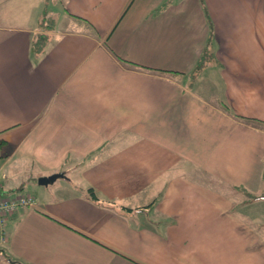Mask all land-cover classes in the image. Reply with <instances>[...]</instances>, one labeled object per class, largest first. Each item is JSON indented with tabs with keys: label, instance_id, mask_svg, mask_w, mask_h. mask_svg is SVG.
I'll use <instances>...</instances> for the list:
<instances>
[{
	"label": "crops",
	"instance_id": "obj_1",
	"mask_svg": "<svg viewBox=\"0 0 264 264\" xmlns=\"http://www.w3.org/2000/svg\"><path fill=\"white\" fill-rule=\"evenodd\" d=\"M63 3L0 23V168L65 173L0 264H264V0Z\"/></svg>",
	"mask_w": 264,
	"mask_h": 264
},
{
	"label": "rangeland",
	"instance_id": "obj_2",
	"mask_svg": "<svg viewBox=\"0 0 264 264\" xmlns=\"http://www.w3.org/2000/svg\"><path fill=\"white\" fill-rule=\"evenodd\" d=\"M63 10V0H0V23L32 26V23L36 22L37 25L39 23L40 26H58L64 15ZM187 78H189V75ZM204 78L207 83L212 79L211 77ZM0 152L5 154L7 152V147L4 145L0 147ZM12 157L13 159L16 157L22 158V149H17L16 155ZM16 169L17 171H13L11 167L6 168V166L0 168V181L3 182L6 187H8L7 180L13 182L19 180L20 183L25 181L27 184H25L24 188L31 191L38 187H43L42 184L33 179L36 173L27 171L24 167L16 166ZM61 181L64 180L60 177L58 182ZM259 239L262 242L264 237H259Z\"/></svg>",
	"mask_w": 264,
	"mask_h": 264
},
{
	"label": "built area",
	"instance_id": "obj_3",
	"mask_svg": "<svg viewBox=\"0 0 264 264\" xmlns=\"http://www.w3.org/2000/svg\"><path fill=\"white\" fill-rule=\"evenodd\" d=\"M36 197L31 193L18 194L16 196L6 195L0 185V245H5L8 240L9 216L22 205H34Z\"/></svg>",
	"mask_w": 264,
	"mask_h": 264
},
{
	"label": "trees",
	"instance_id": "obj_4",
	"mask_svg": "<svg viewBox=\"0 0 264 264\" xmlns=\"http://www.w3.org/2000/svg\"><path fill=\"white\" fill-rule=\"evenodd\" d=\"M50 29H53L54 26H47ZM36 38L33 39L32 41V51L38 55H41L47 48L48 46V33H39L38 35L35 36ZM226 107L229 108L228 104H225ZM250 119V118H248ZM88 193L91 195L93 199H99V195L96 193L95 188L90 186L88 188ZM70 226V225H68ZM76 229V228H74ZM78 230V229H76ZM93 238V237H92ZM98 241V240H97ZM100 242V241H99ZM102 243V242H100Z\"/></svg>",
	"mask_w": 264,
	"mask_h": 264
},
{
	"label": "water",
	"instance_id": "obj_5",
	"mask_svg": "<svg viewBox=\"0 0 264 264\" xmlns=\"http://www.w3.org/2000/svg\"><path fill=\"white\" fill-rule=\"evenodd\" d=\"M65 176L63 172H56L49 175L40 176L38 182L40 184L48 185L49 183L54 182L58 177Z\"/></svg>",
	"mask_w": 264,
	"mask_h": 264
}]
</instances>
